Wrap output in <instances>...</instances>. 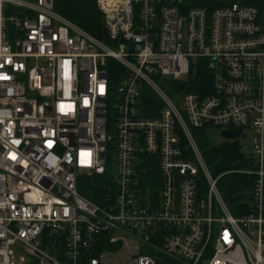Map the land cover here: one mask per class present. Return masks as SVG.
<instances>
[{"label": "built area", "instance_id": "built-area-1", "mask_svg": "<svg viewBox=\"0 0 264 264\" xmlns=\"http://www.w3.org/2000/svg\"><path fill=\"white\" fill-rule=\"evenodd\" d=\"M247 1L96 0L101 40L55 0H0V264H264V10ZM201 62L211 88L184 90ZM203 128L254 130L236 214Z\"/></svg>", "mask_w": 264, "mask_h": 264}, {"label": "trees", "instance_id": "trees-1", "mask_svg": "<svg viewBox=\"0 0 264 264\" xmlns=\"http://www.w3.org/2000/svg\"><path fill=\"white\" fill-rule=\"evenodd\" d=\"M247 3L258 8L260 12L264 10V0H249ZM54 8L58 14L90 35L105 40L104 16L98 8L96 0H55ZM116 70H120L119 67H116ZM190 73L187 81L182 84L184 90L203 91L202 83L204 82L206 83L204 86L206 90L211 88L209 85L210 74L203 62H201L195 76H192V71ZM194 135L210 173L213 176L222 175L225 178L222 179L221 183L224 199L233 213L236 214L237 203L242 199L241 191L249 183L246 177L236 173L239 168L248 167L241 146L237 141H213L207 128L195 131ZM220 179L218 182L221 181ZM101 182V179L97 177H82L78 183V191L86 199L98 203L103 194ZM119 247V243L111 245L104 242L98 246L95 254L103 250H117ZM156 259L157 264H182L163 255H157Z\"/></svg>", "mask_w": 264, "mask_h": 264}, {"label": "rangeland", "instance_id": "rangeland-1", "mask_svg": "<svg viewBox=\"0 0 264 264\" xmlns=\"http://www.w3.org/2000/svg\"><path fill=\"white\" fill-rule=\"evenodd\" d=\"M243 136H239V138L236 140L238 143H240L243 147V151L244 153H249L251 146H252V139L254 136V130L251 128H248L246 130L243 131ZM211 138L213 139V141L215 142H221L222 138L220 137V129L219 128H214L212 129V133H211ZM217 176V175H215ZM222 179H225L224 177H222L220 180V182H218V188L219 191L221 193V195L224 198L223 195V191L221 189V183H222ZM22 253V252H20ZM126 254H127V250L126 249H120L116 252V264H124L125 259H126ZM18 253H16V257H18Z\"/></svg>", "mask_w": 264, "mask_h": 264}, {"label": "water", "instance_id": "water-1", "mask_svg": "<svg viewBox=\"0 0 264 264\" xmlns=\"http://www.w3.org/2000/svg\"><path fill=\"white\" fill-rule=\"evenodd\" d=\"M211 69L209 68L208 71ZM220 136L225 140H234L237 136V133L234 131L222 130Z\"/></svg>", "mask_w": 264, "mask_h": 264}]
</instances>
